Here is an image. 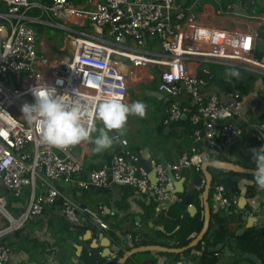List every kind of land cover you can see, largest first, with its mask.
I'll return each instance as SVG.
<instances>
[{
    "label": "built area",
    "instance_id": "obj_1",
    "mask_svg": "<svg viewBox=\"0 0 264 264\" xmlns=\"http://www.w3.org/2000/svg\"><path fill=\"white\" fill-rule=\"evenodd\" d=\"M79 1L76 5L71 0H0V186L12 195L28 187L26 204L16 212L7 208L6 198L0 194V264H6L12 252L6 235L55 199L68 222H79L83 217L98 229L111 230L119 244L139 242L140 223L126 231L111 227L99 207L74 201L60 183L81 189L126 184L148 189L157 203L166 206L179 199L173 192V182L181 177L183 168L198 170L202 161L243 133L255 141L247 149L258 148L262 142L264 119L255 123L242 117L234 120L241 105L239 92L227 90L223 99L214 91L204 93L212 75L209 71L197 74L191 65L193 60L217 62L264 75V60L251 53L248 34L218 32L211 39L208 30L194 23L193 10L174 0ZM85 20L101 27V31L83 29ZM32 23L59 27L66 45L50 55L38 50L39 37ZM146 64L155 67L156 88L168 96L162 123L186 116L192 126V144L168 166L172 179L161 162L149 158L147 163L153 172L150 183L147 173L139 169L137 152L127 149L124 139L120 140L123 149L108 164L90 168L86 178H79L81 149L73 152L71 147L60 150L46 145L38 125L23 118L22 104L34 103L32 86H54L69 102L82 103L87 112L91 110L89 103L97 98L115 94L124 99L126 69ZM73 89H78V95L70 96ZM181 91L191 98L190 103L180 100ZM200 187L202 184L196 188ZM214 194L221 207L237 202V196L226 195L220 184L214 186ZM113 258L110 251L105 255L106 264Z\"/></svg>",
    "mask_w": 264,
    "mask_h": 264
},
{
    "label": "crops",
    "instance_id": "obj_2",
    "mask_svg": "<svg viewBox=\"0 0 264 264\" xmlns=\"http://www.w3.org/2000/svg\"><path fill=\"white\" fill-rule=\"evenodd\" d=\"M34 1L46 3L44 0ZM71 1L76 5L80 4L79 0ZM174 2L185 8H191L194 12V23L200 28L208 30V37L211 39H215L218 32L225 35H230L233 32L248 34L246 37L248 44H251V53L264 60L260 48H257L255 44L257 39H264V0H251L245 15L238 12L245 0H174ZM32 13L36 15L35 10H32ZM32 25L35 29H39V32H37L39 37L38 50H44L46 54L50 55V52L54 51L51 48L52 41L42 34L43 26L48 25L41 23H32ZM91 27L93 28V26ZM63 37L62 35L64 41ZM202 42L204 43V41ZM65 45L66 42L64 41L63 47ZM205 64L207 66H204ZM191 65H193L194 72L197 74H204L205 71H209L208 63L193 60ZM125 76L127 87L124 101L127 103L133 101L143 102L147 105L146 117L129 116L124 134L119 136L113 147L103 154H95L93 152L94 145L90 141L81 142L77 146L71 147L73 152L81 149L82 168L77 173L79 178H86V172L90 168L108 164L111 157L123 149L120 143L121 139L125 140L127 149L137 151L138 159L141 157L140 152L144 151V155H147L148 159L153 158L159 162L162 161L163 165L168 166L192 144L189 137L192 126L186 116H182L175 121L162 123L168 96L165 98V107L162 108L163 100L157 99L148 93V90L157 89V71L155 67L150 64L139 67L130 66L126 69ZM223 76L225 77V74ZM261 76L264 75L246 71L239 79H233L232 85L236 87L234 89L239 92L241 98L239 113L234 120H239L242 117L248 122L255 123L264 119V85L261 83ZM210 81L203 88V92L214 91L220 99H223L224 91H221ZM179 98L184 103H190L191 101V98L184 91L179 93ZM111 135H116L115 130H112ZM253 144H255V141L249 135L243 133L235 141L224 147L220 152L212 154V156L220 155L223 159L219 160L230 161L242 166V161L248 160L252 154H244L240 149L249 151L251 149L246 147ZM194 170L191 167L181 170L182 192L197 187L191 183ZM244 177L253 179L252 175ZM250 186L252 187V196L246 197L244 192L245 203H248L249 207L243 214L241 226L235 220L227 223V226L231 230H235L237 234L249 226L264 228V189H260L254 183ZM60 187L81 205L92 208L99 207L102 210V217L111 227L126 231L136 222L140 223L141 233L145 232L146 237L149 236V228L152 227L156 213L159 209L165 207L164 204L161 205L156 202L148 189H135L126 184L111 183L106 187L81 189L73 184L60 183ZM247 187L248 185H246ZM36 190H40L38 185ZM0 194L6 198L8 209L11 212H16L26 204L28 187H24L20 194L12 195L10 191L0 186ZM232 195L238 198V189L235 187H233ZM168 204L169 202L166 203V206ZM215 208L220 215L228 216L233 208L241 207L237 206V202L233 206L221 207L217 201H213V209ZM222 209L226 210L225 213H220ZM247 217H252L253 221L249 226L242 229L247 222ZM28 230L29 232H27ZM5 240L12 249L6 264H84L81 258H78L79 252L87 254V249L100 252L104 247H107L109 252H113V249H123L122 246L128 244L127 242L119 244L117 237L114 236L111 230L98 229L83 217L80 218L79 222H68L60 214L58 204L55 203L45 204L38 215L28 216L23 226L8 233ZM88 243L92 247L86 248L85 245ZM74 244L79 245L80 248L76 250ZM228 245V247L227 245H221V248L217 250V254H215L216 261L213 264H264V258H258L253 253L237 252L232 239L228 240ZM223 248H226L227 252ZM158 251L143 250L134 252L125 259L123 264H164L165 259H167L168 264H177V262L184 264L180 261L173 263L170 257L161 253L163 251ZM245 253L251 254L253 258L244 257L243 254ZM116 258L117 256L115 257L114 254V258L107 264H113ZM190 261L192 264L194 263L192 259ZM94 264H106L105 256L99 255L94 260Z\"/></svg>",
    "mask_w": 264,
    "mask_h": 264
},
{
    "label": "trees",
    "instance_id": "obj_3",
    "mask_svg": "<svg viewBox=\"0 0 264 264\" xmlns=\"http://www.w3.org/2000/svg\"><path fill=\"white\" fill-rule=\"evenodd\" d=\"M48 1V0H44ZM209 71L211 72L212 84H215L221 91H227L236 88L232 85V81L235 78L226 80L223 76L225 70L229 65L219 63H208ZM261 83L264 85V76H261ZM130 149V148H129ZM131 151L137 152L134 149ZM223 159L220 155H211L208 159ZM242 166L255 169V164L252 160V155L248 160L242 161ZM211 174V183L207 194V203L209 207V220L207 229L204 232L200 241L194 246L186 248L182 252H161L162 254L170 257V260L174 263L180 261L184 264H213L216 261L215 254L217 251L208 250V247L214 246L217 243L221 245H228V240L232 239L235 245V250L239 253L249 252L256 255L258 258H264V228L261 226H249L245 228L241 233H236L235 230H231L227 223L229 221H238V225L241 226L243 222V214L248 210L249 204L245 203L241 208H233L228 216H222L218 210L213 209V201H216L214 194V186L220 184L226 188V179L231 174L226 169H219L214 167L208 168ZM201 189L193 188L189 193L190 204L194 207V212L189 213L186 210V206L180 202L184 192L177 193L179 199L169 202L167 206L161 208L156 213V217L153 220L152 227L149 228L150 233L143 243L158 244L167 247H181L198 232L202 225V202H201ZM246 197L252 196V187L248 185L245 188ZM225 194L227 192L225 190ZM155 201V200H154ZM227 242V243H226ZM137 243H128L123 249L115 248L113 253L115 257L122 255L124 251L129 249ZM160 252V251H158ZM78 258L84 262V264H94V260L90 257L89 253L85 254L79 252Z\"/></svg>",
    "mask_w": 264,
    "mask_h": 264
},
{
    "label": "clouds",
    "instance_id": "obj_4",
    "mask_svg": "<svg viewBox=\"0 0 264 264\" xmlns=\"http://www.w3.org/2000/svg\"><path fill=\"white\" fill-rule=\"evenodd\" d=\"M239 77V70L232 66L226 68V80ZM30 93L34 103L22 104L23 118L38 125L40 137L46 145L60 150L90 141L94 145L93 152L103 154L124 134L129 116L145 118L147 112V105L143 102L127 103L115 94L91 101L88 105L91 110L86 112L82 103L69 102L54 86L37 84L30 88ZM76 95L78 89H73L70 96ZM110 130H115L116 135H109ZM252 160L255 164L253 179L247 182L264 189V146L252 149Z\"/></svg>",
    "mask_w": 264,
    "mask_h": 264
},
{
    "label": "water",
    "instance_id": "obj_5",
    "mask_svg": "<svg viewBox=\"0 0 264 264\" xmlns=\"http://www.w3.org/2000/svg\"><path fill=\"white\" fill-rule=\"evenodd\" d=\"M250 2H251V0H245L243 6L238 9V12L240 14H244V15L247 14V8L249 7ZM235 10H237V9H235ZM1 20H3V19H1ZM93 29L97 32L101 31V27L96 26V25H93ZM35 31L39 32V29H35ZM255 44H256L257 48L258 47L260 48V52L264 56V39H257ZM120 59L123 62H126L125 59H123V58H120ZM204 66H207V64H205ZM237 70H239V72H240V77L242 75H244L246 72L242 68H237ZM148 93L157 99H162L163 104L161 105V107L162 108L165 107V98L167 97V93L164 90H161V89L148 90ZM111 134H112V130H110V132H109V135H111ZM261 146H264V135H262V142H261L260 147ZM260 147L255 148V149H259ZM240 150L244 154H252V149L249 151H244L243 149H240ZM140 154H141V157H140V159L137 160V164L139 166V169L142 171H145L147 173V177H148L150 183H153V172L149 170V165L147 163L148 157H147V155H144V151H141ZM161 163H162V161H161ZM163 166L166 168L167 175L169 176V178L172 179V175H171L170 170L168 169V165H163ZM208 167L226 169V170L231 172V174L226 179L227 195L231 196L232 192H233V187H235L236 189H238L237 206L242 207L244 205V203H245L244 192H245L246 185H251L247 182V181H250L251 179L245 178L244 176L252 175V172L255 169L243 167V166H240L239 164H236V163H233L230 161H226V160H219V159L204 160L199 164L198 170L193 171L192 180H191V183L193 186H199L202 184L201 201H202L203 220H202V225H201L200 229L198 230V232L186 243V245L181 246V247H167V246H162V245H158V244H143V241L147 237H146V233L142 232L140 240H139L140 245L132 246L130 249L124 251V253L121 256L116 258V260L113 264H123V262L125 261V259L127 257H129L131 254H133L134 252H137V251L159 250V251H163V252L179 253V252H182L183 250H185L186 248L194 246L198 241H200L204 232L207 229L208 220H209V207H208V203H207V194H208V190H209L210 183H211V175L207 171ZM181 180H182V177H180L179 179H177L173 182V192H176V193L182 192ZM189 193H190V189L186 190L184 192V195L181 198L180 202L186 206V210L189 213H192V212H194L195 209H194L193 205L190 204ZM57 202H58V200L55 199L54 203L57 204ZM225 211L226 210L222 209L220 211V213H225ZM252 221H253L252 217H247V222L242 227V229L246 226H249ZM74 247L76 250L80 248V246L76 245V244H74ZM85 247L90 248L92 246H91V244L88 243L87 245H85ZM220 248H221V245L219 243H217L214 246L208 247V250L217 251ZM223 250L225 252H227L226 248H223ZM87 252L89 253L90 257L93 260H95V259H97V257L99 255L100 256L107 255L109 253V249L107 247H104L100 252L89 251V249H87ZM243 256L250 258V259L253 258L251 254H247V253L243 254ZM164 264H168L167 259H165ZM177 264H180V263L177 262Z\"/></svg>",
    "mask_w": 264,
    "mask_h": 264
},
{
    "label": "rangeland",
    "instance_id": "obj_6",
    "mask_svg": "<svg viewBox=\"0 0 264 264\" xmlns=\"http://www.w3.org/2000/svg\"><path fill=\"white\" fill-rule=\"evenodd\" d=\"M83 24H84L83 29L93 31V28L91 27L92 25H91L90 21L85 20L83 22ZM42 34L45 35L47 39L52 41L51 48L54 51L55 50L57 51V49L63 48V42L64 41L62 40V35H63L62 29H60L59 27H54V26H43ZM71 34H73V33H71ZM27 232H29V230Z\"/></svg>",
    "mask_w": 264,
    "mask_h": 264
}]
</instances>
